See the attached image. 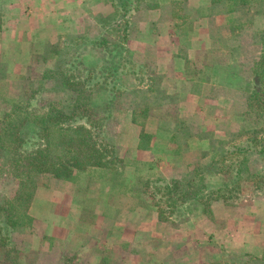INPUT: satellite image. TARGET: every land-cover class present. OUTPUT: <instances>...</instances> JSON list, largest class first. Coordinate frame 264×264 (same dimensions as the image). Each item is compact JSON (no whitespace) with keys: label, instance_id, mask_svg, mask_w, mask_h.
<instances>
[{"label":"rangeland","instance_id":"obj_1","mask_svg":"<svg viewBox=\"0 0 264 264\" xmlns=\"http://www.w3.org/2000/svg\"><path fill=\"white\" fill-rule=\"evenodd\" d=\"M66 1L47 0L55 10L46 19L54 20L40 23L35 43L17 45L16 30L4 32L3 21L5 9L11 13L16 0H0V82H6L0 91L1 212L5 201L13 209L18 192L29 189L34 193L30 213L37 190L56 179L52 173L27 176L18 160H27L42 144L38 123L57 122V111L79 98L104 120L101 141L111 147L116 163L112 169L75 170L72 178L58 179L67 192L83 194L78 198L85 212L72 226L73 242L48 238L40 251L25 250L32 221L11 233L7 247L0 249V264H142L129 261L125 252L139 253L152 244L160 251L166 239L137 230L138 240L129 243L121 233L124 227L132 233L154 212L165 230L178 231L173 238L185 248L181 238L194 237L187 242L191 259L172 264H264V192L242 188L237 198L214 203L209 215L198 210L187 219L188 211L179 212L178 196L166 195L172 180L189 181L196 166L219 161L255 131L264 137V114H258L259 105L249 106L250 95L260 89L256 71L264 50V0H138L126 16L116 0H78L69 19ZM147 5L158 8L143 10ZM171 29L179 40L167 35ZM27 49L38 54L18 58ZM117 67L115 81L106 77ZM96 83L101 84L95 88ZM114 84L122 95L107 90ZM54 125L45 139L50 160L65 157L64 145L69 152L74 149L68 143L78 146L75 128ZM250 167L258 172L262 165L255 159ZM216 172L206 174L210 186L230 180L228 170ZM51 189L62 193L64 188ZM180 197L187 202L191 194ZM103 214L120 224L104 233L98 229L97 242L90 225L110 224ZM184 250L169 258L181 257ZM168 255L143 264H168Z\"/></svg>","mask_w":264,"mask_h":264},{"label":"trees","instance_id":"obj_2","mask_svg":"<svg viewBox=\"0 0 264 264\" xmlns=\"http://www.w3.org/2000/svg\"><path fill=\"white\" fill-rule=\"evenodd\" d=\"M117 5L121 8L123 15L126 16L130 13V8L135 5L138 0H116ZM128 62V61H127ZM129 62H131L129 60ZM132 64V63H131ZM259 86L260 89L250 95L249 106L253 109V105L257 104L259 113L264 114V50L260 62L257 64ZM119 68L112 70L111 74L106 77H110L113 81L118 77ZM259 74V73H257ZM101 83H96L95 88ZM111 95H122L123 92L117 89L114 84L111 87H107ZM35 99L34 97H32ZM61 110L57 111L60 119L50 120V125H39L40 129L38 137L41 138L42 144L39 147L33 149L28 156L27 160L20 158L18 162L22 161L21 165H25L23 172L30 176L33 172L35 174L52 173L56 179L68 180L73 177L74 171H86L90 168H110L116 163L115 156L112 155L109 150L111 147L102 140L104 120L97 119L94 110L89 107L88 104L83 102L79 98L75 104L63 106ZM263 108V109H262ZM69 112V113H68ZM48 122V123H49ZM60 130L67 124L69 127L75 128L78 133V146L75 147L73 142L68 143V149H74L69 152L63 150L66 154L65 157L56 158L50 160L49 152L51 151V145L48 141H45L50 134V127L52 124ZM71 123V124H70ZM70 124V125H69ZM67 128V127H66ZM45 135H44V134ZM19 136V135H18ZM46 136V137H45ZM261 131H255L246 144L234 146L227 151L219 161H214L208 166L198 165L194 170L193 177L187 180H172L171 184H168L167 188L170 190L166 193L171 197L177 195L182 210L188 211V216L198 212V210L205 215L211 213V208L214 203L219 201H230L237 198L240 189L249 190L253 194L264 192V137H261ZM19 140L16 139V143ZM18 149V147H17ZM17 149H13L17 152ZM18 156V155H17ZM27 156V157H28ZM257 159L262 165L261 170L254 172L251 170V163ZM119 162V161H118ZM26 163V164H25ZM226 170L229 172V181L224 182L221 186H210L206 179V174L209 173H223ZM23 174V173H22ZM166 183V181H164ZM188 191L191 194V199L187 202L180 197V194ZM33 194L29 192V189L19 191L16 195V199L12 202L13 209L8 205V201L4 203L5 212L2 213L0 209V249L6 248L7 243L17 228H22L33 221L28 210L33 200ZM186 207V208H185ZM184 219V220H185ZM183 220V221H184ZM7 250V249H6ZM9 254V253H8ZM7 255V251H6Z\"/></svg>","mask_w":264,"mask_h":264},{"label":"crops","instance_id":"obj_3","mask_svg":"<svg viewBox=\"0 0 264 264\" xmlns=\"http://www.w3.org/2000/svg\"><path fill=\"white\" fill-rule=\"evenodd\" d=\"M21 1L22 2H20V0H16V4L9 6L11 13H8V11L5 9L4 16H3L4 32L6 29L14 28L16 30L14 33L15 36L19 37V39L17 38L15 39V40H18L16 41L17 45H30L32 43H35V40H33V35L36 34L35 32L36 28L41 26L40 23L41 22L50 23L52 20H54L52 19V17L50 19H46V18L49 13L55 10V6L52 3L47 2V0H39L41 1V5H37L38 0H29L27 2L26 0H21ZM66 2L68 4L64 5V10H66L68 14L74 11V9L78 7V0H68ZM156 3H159V2H156ZM75 5H77V7H73ZM157 8L158 7H155V6L150 7L147 5L143 10L150 12L152 10L155 11ZM14 15H15V18H12ZM153 15H150L149 17ZM69 18H73V15L69 14L68 19ZM63 20L66 21V19H63ZM68 24H69V21H68ZM161 24H164V23L159 22L158 25H161ZM75 25H78V20L75 23ZM18 30H20V33L18 32ZM8 33L9 32L4 33V34H8ZM167 35L171 37V40H173V37L175 38L177 37L178 40L180 39V36H179L180 34H178L173 29H171L167 33ZM37 54L38 52L35 53L34 51L27 49L26 52L22 51V54L20 56L19 54H16V57L19 56L18 58L20 59L22 58L23 60H25L30 57L35 58ZM183 56L184 57H182L181 59L185 60L186 55H183ZM15 66H17V64ZM24 79L26 78L23 77L22 81ZM4 83L0 82V91L4 88ZM18 87L20 89L21 85H19ZM0 101H3L2 96H0ZM0 106L2 107V105ZM147 157L148 155L145 156V158ZM59 184H61V186L64 188L62 190V193H57L56 191H53L51 189V188L58 186ZM63 184H65V182L55 179L50 183V187H47L46 189L42 188V189L37 190V193L35 196L36 198L35 202L32 205L31 211L29 213L33 219L32 227H31L32 229H30L29 234L26 235L27 237L24 240V243L22 245V246H25V250L40 251L41 250L40 246L42 245L44 240L48 238L50 239L56 238L59 241L61 240L65 241V239H67L66 241H72V242L75 240V237L72 236L71 231L74 230L73 229L74 227L78 226V215L80 214L82 215V212L83 213L85 212V210H83L84 208L81 207L80 201H79V198H80L79 195L82 196L83 194H81V192L78 191V193L76 192L73 195L72 192L70 191L67 192L65 190V186ZM101 187H103V185H101ZM87 190L88 189L86 188V193H87ZM104 194H102V197L105 199H108V196H105L106 194H108V191H106L105 195ZM87 195L89 194L87 193ZM114 204L112 203V207H114ZM79 207L80 209H82L81 211ZM97 208H98V205H96L95 211L97 210ZM102 208L103 210L104 208H106V211H108L109 205H104V207ZM111 210H113V208H111ZM103 218L105 220L109 218L108 220L110 221V224L102 223V225L99 227H98L99 223L90 225V231L93 229L95 232L97 231V234L92 235V236H97V242H99L100 240V232L98 229H101V232L104 233V231L106 232L110 226H116L120 224V223H116V224L114 223V221L116 220L114 219V217H105V215L103 214ZM229 227L230 225H228V229ZM137 230H140L144 235H148L150 237L153 236L154 238H156V240L158 239L161 240V238L166 239L164 240L165 244H164V247L160 249V251L157 250V248H160V246H158L157 244H152V245H147L146 250L142 249V251L139 253L129 254L128 252H125L124 256H128V255L131 256L129 261H134L138 259V260H142V264H143L144 261H146V263H150L157 258L159 259V262H160L161 261L160 259L162 256H167L169 254L168 257L165 258V260L167 259L168 264H172L179 260L185 261L191 257V254L188 252V246L191 244L187 242H188V239H190L191 241L194 240L193 239L194 237H191V238L187 237L188 238L187 240H186V236H183L181 238L182 240H185L187 244L185 248L182 243L183 241L175 240L173 238V236L179 237L178 233H176L178 231H175L173 233V229L165 230L156 212H154V214H152L150 217H144V220L141 223H139L138 225L136 224L132 233L127 231L126 227H124V232L121 233V239H124L123 242L131 243V242L138 240V234L136 232ZM226 230L227 228L225 229V231ZM109 234L110 233H108V235ZM179 248L186 249L184 250V254L181 257L169 258V256L172 255L171 253H175L178 255ZM162 251L165 252V254H163L162 256L161 255L157 256V254L158 253L160 254ZM132 252H135V251L132 250ZM154 264H157V262H155Z\"/></svg>","mask_w":264,"mask_h":264}]
</instances>
